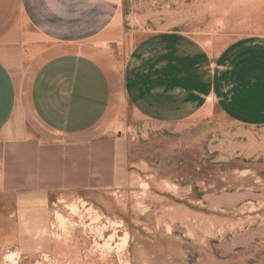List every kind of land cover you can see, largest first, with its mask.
I'll use <instances>...</instances> for the list:
<instances>
[{
	"label": "rangeland",
	"instance_id": "374dc122",
	"mask_svg": "<svg viewBox=\"0 0 264 264\" xmlns=\"http://www.w3.org/2000/svg\"><path fill=\"white\" fill-rule=\"evenodd\" d=\"M118 3L137 40L182 32L213 51L261 20L233 9L264 7ZM12 142L0 141V264H264V126L237 125L213 109L157 124L119 101L67 172L42 169L32 145Z\"/></svg>",
	"mask_w": 264,
	"mask_h": 264
},
{
	"label": "crops",
	"instance_id": "0c3cea01",
	"mask_svg": "<svg viewBox=\"0 0 264 264\" xmlns=\"http://www.w3.org/2000/svg\"><path fill=\"white\" fill-rule=\"evenodd\" d=\"M237 9L261 20L213 51L182 32L137 40L110 0H0V141L32 145L34 162L57 173L71 170L119 101L157 124L213 109L264 126V7Z\"/></svg>",
	"mask_w": 264,
	"mask_h": 264
},
{
	"label": "built area",
	"instance_id": "2783aa9c",
	"mask_svg": "<svg viewBox=\"0 0 264 264\" xmlns=\"http://www.w3.org/2000/svg\"><path fill=\"white\" fill-rule=\"evenodd\" d=\"M110 1H112V2H118L119 0H110Z\"/></svg>",
	"mask_w": 264,
	"mask_h": 264
}]
</instances>
